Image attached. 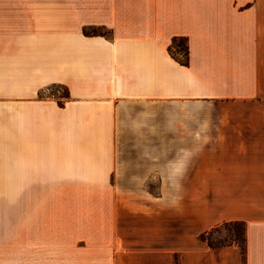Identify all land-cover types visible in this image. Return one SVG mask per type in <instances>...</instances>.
I'll use <instances>...</instances> for the list:
<instances>
[{
	"label": "crops",
	"instance_id": "1",
	"mask_svg": "<svg viewBox=\"0 0 264 264\" xmlns=\"http://www.w3.org/2000/svg\"><path fill=\"white\" fill-rule=\"evenodd\" d=\"M0 264H264V0H0Z\"/></svg>",
	"mask_w": 264,
	"mask_h": 264
},
{
	"label": "trees",
	"instance_id": "2",
	"mask_svg": "<svg viewBox=\"0 0 264 264\" xmlns=\"http://www.w3.org/2000/svg\"><path fill=\"white\" fill-rule=\"evenodd\" d=\"M84 35L86 36H93V35H102V36H108L109 31L103 28H85L83 30ZM184 40L180 39L177 40L175 39L173 41V44L171 48H169V52L171 56L177 60L179 63L182 65H187L188 64V50H187V45L185 44V49L183 50L182 46L180 45L179 41ZM185 41V40H184ZM184 51V58L179 59L177 57V54L181 53ZM227 229L229 239L232 240V243H227L225 244L226 238L228 236L224 237L223 239H215L214 234L219 233L220 229ZM245 224L241 222H227L224 223L220 226H217L213 228L212 230L205 232L199 236V240L203 243H206L211 249L215 248H220L224 246H231V245H237L241 249L242 252V257H243V262H245L246 258V237H245ZM242 242V244H241Z\"/></svg>",
	"mask_w": 264,
	"mask_h": 264
},
{
	"label": "rangeland",
	"instance_id": "3",
	"mask_svg": "<svg viewBox=\"0 0 264 264\" xmlns=\"http://www.w3.org/2000/svg\"><path fill=\"white\" fill-rule=\"evenodd\" d=\"M179 43L184 50L186 42L184 40H181V41H179ZM177 57L179 59H183L184 58V51H182L180 54H178ZM42 95L47 96V97H56V98L63 99L67 96V92L63 88H57L56 87V88H50L48 91L43 92ZM147 189L153 193V192L157 191V184L150 182L147 184ZM219 231H220L219 233L214 234L215 239H223L224 237L228 236V238H226L224 243L225 244L232 243V240L229 239L227 229L221 228ZM241 244H242V242H241ZM234 246H237V245L234 244ZM237 247H239V246H237Z\"/></svg>",
	"mask_w": 264,
	"mask_h": 264
}]
</instances>
